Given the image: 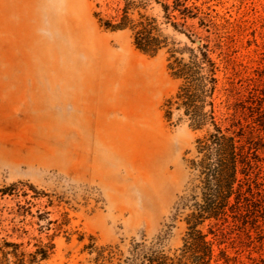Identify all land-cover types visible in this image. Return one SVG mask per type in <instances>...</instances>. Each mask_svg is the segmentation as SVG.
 <instances>
[{
    "label": "rangeland",
    "instance_id": "rangeland-1",
    "mask_svg": "<svg viewBox=\"0 0 264 264\" xmlns=\"http://www.w3.org/2000/svg\"><path fill=\"white\" fill-rule=\"evenodd\" d=\"M118 4L124 0H0V245L19 244L27 259L47 251L34 264H118L135 243L169 256L184 245L196 183L190 162L199 158L202 133L176 111L165 116L181 84L168 70L167 50L150 56L129 30L102 26ZM188 5L200 9L189 24H217L244 118L264 137V0ZM139 12L189 44L156 1L132 17ZM95 31L138 61L141 81L122 100L116 89L89 85L78 68L75 38ZM261 239L242 253L246 264L264 253ZM102 248L107 260L98 262Z\"/></svg>",
    "mask_w": 264,
    "mask_h": 264
},
{
    "label": "trees",
    "instance_id": "trees-1",
    "mask_svg": "<svg viewBox=\"0 0 264 264\" xmlns=\"http://www.w3.org/2000/svg\"><path fill=\"white\" fill-rule=\"evenodd\" d=\"M149 1L124 0L111 19L100 22L108 30H129L136 49L145 54L157 56L167 50L168 70L181 84L166 101L165 116L171 120L178 112L180 120L186 119L202 136L196 140L199 158L190 162L196 183L191 189V213L185 218L187 233L180 254L169 256L135 243L118 264H246L242 253L254 248L257 236L262 237L260 251L264 249V137L260 128L244 118L246 107L241 105L217 24L205 18L189 24L187 19H197L200 13L197 6L188 5L189 0H154L169 21L166 23L189 41L182 44L165 34L156 19L140 12L138 19L132 17L134 8H145ZM176 12L182 22L177 21ZM197 41L201 44L194 47ZM261 112L259 108V117ZM206 223L208 233L202 228ZM106 251H98V262L107 260ZM47 258V251L29 254L27 259L19 244L4 241L0 245V264H34ZM247 259L250 264H264V253L258 258L250 254Z\"/></svg>",
    "mask_w": 264,
    "mask_h": 264
},
{
    "label": "bare ground",
    "instance_id": "bare-ground-1",
    "mask_svg": "<svg viewBox=\"0 0 264 264\" xmlns=\"http://www.w3.org/2000/svg\"><path fill=\"white\" fill-rule=\"evenodd\" d=\"M75 39L79 56L82 58L77 65L87 75L86 80L89 85L105 90L116 89L117 96L122 100L129 89L139 84L141 74L138 61L128 52L125 50L115 52L109 47L107 40L96 31L80 34ZM54 54L58 57L57 49Z\"/></svg>",
    "mask_w": 264,
    "mask_h": 264
},
{
    "label": "water",
    "instance_id": "water-1",
    "mask_svg": "<svg viewBox=\"0 0 264 264\" xmlns=\"http://www.w3.org/2000/svg\"><path fill=\"white\" fill-rule=\"evenodd\" d=\"M196 44H197V45H200V44H201V42H200V41H197V42H196Z\"/></svg>",
    "mask_w": 264,
    "mask_h": 264
}]
</instances>
